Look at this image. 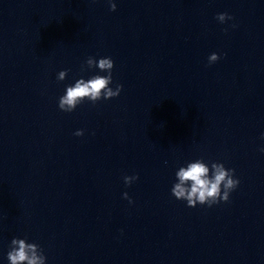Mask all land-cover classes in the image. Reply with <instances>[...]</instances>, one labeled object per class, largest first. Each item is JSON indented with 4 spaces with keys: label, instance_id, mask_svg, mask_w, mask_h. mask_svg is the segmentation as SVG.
Instances as JSON below:
<instances>
[{
    "label": "clouds",
    "instance_id": "clouds-1",
    "mask_svg": "<svg viewBox=\"0 0 264 264\" xmlns=\"http://www.w3.org/2000/svg\"><path fill=\"white\" fill-rule=\"evenodd\" d=\"M109 4L110 10L116 11L117 6L112 0H109ZM216 19L220 23H225L233 17L228 13H218ZM219 59L220 55L214 52L208 57V63L211 65ZM85 64L87 69L98 68L100 72L107 73V75L96 74L87 80L80 78L74 84L67 86L65 94L58 100V107L63 112H73L85 100L95 104L101 99L109 100L118 97L123 90V85L119 83L115 85V88L110 87L113 83L112 70L114 67V61L110 57L98 60L88 57ZM67 74V69L60 71L57 74V80H65ZM74 135L83 136L84 131L77 130ZM260 150L264 152V148ZM175 176L176 182L171 193L177 200L186 201L188 207H196L198 204L212 207L221 202L227 203L230 200V194L240 184L235 176V169L226 168L221 162H205L203 159L188 162L186 166L176 171ZM138 179V175L123 177L126 186H130ZM123 198L127 199L130 204L133 203L127 192L123 193ZM7 259L9 264H46V256L40 246L35 242L29 243L26 238L11 240Z\"/></svg>",
    "mask_w": 264,
    "mask_h": 264
}]
</instances>
